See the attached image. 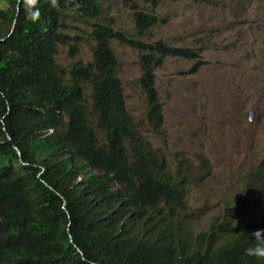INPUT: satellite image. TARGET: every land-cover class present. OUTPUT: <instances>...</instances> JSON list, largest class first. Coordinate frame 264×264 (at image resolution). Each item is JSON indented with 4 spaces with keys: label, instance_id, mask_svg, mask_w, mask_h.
Here are the masks:
<instances>
[{
    "label": "trees",
    "instance_id": "obj_1",
    "mask_svg": "<svg viewBox=\"0 0 264 264\" xmlns=\"http://www.w3.org/2000/svg\"><path fill=\"white\" fill-rule=\"evenodd\" d=\"M6 1L9 8L0 9V264H264L244 254L258 243L252 232L264 229V218L232 229L225 217L224 231L214 226L195 234L186 211L187 175L176 177L133 128L112 42L146 52L139 84L155 130L164 123L156 69L167 57L199 59V51L143 41L160 20L139 6L135 39L113 17L97 20L111 0ZM73 19L96 21L93 59L60 71L57 56L72 42ZM91 83L90 107L85 85Z\"/></svg>",
    "mask_w": 264,
    "mask_h": 264
},
{
    "label": "rangeland",
    "instance_id": "obj_2",
    "mask_svg": "<svg viewBox=\"0 0 264 264\" xmlns=\"http://www.w3.org/2000/svg\"><path fill=\"white\" fill-rule=\"evenodd\" d=\"M155 1L111 0L97 19L113 17L117 28L138 39L134 12L139 6L138 11L160 20L143 41L200 54L199 59L167 57L156 69L164 123L155 130L148 123L149 108L139 84L146 52L112 42L133 128L169 169L176 174L182 167L188 174L187 202L195 234L208 229L228 206L234 208L235 223L246 225L264 215V180L252 185V174L264 165V0ZM7 8V1L0 0V9ZM69 22L67 34L73 39L59 49L60 71H68L77 60L93 59L91 30L96 21ZM198 60L199 70L190 73ZM85 90L91 107L92 83ZM94 127L105 138L96 121Z\"/></svg>",
    "mask_w": 264,
    "mask_h": 264
},
{
    "label": "clouds",
    "instance_id": "obj_3",
    "mask_svg": "<svg viewBox=\"0 0 264 264\" xmlns=\"http://www.w3.org/2000/svg\"><path fill=\"white\" fill-rule=\"evenodd\" d=\"M53 3H55V0H53ZM181 169H183V168L182 167H178L177 172L178 171L182 172ZM169 170L171 172H173L171 169H169ZM174 175L176 176L175 173H174ZM185 175H187V181L185 182V189H186V183L188 182V174H185ZM252 177H254V182H253L252 185H256V184L262 185L263 180H264V165L259 169V171H255L252 174ZM186 192H187V190H186ZM185 202H186V208H187L186 211L189 212L188 218L191 220L192 219V212H191V210L189 208V205H188V202H187V194H186V197H185ZM232 210H234V208L228 206L226 208V212H224V213L220 212L218 214V216H215V218L213 219V221H212V223H211V225H210V227L208 229H203L201 231L209 230V229H211L214 226L218 227V228H221V227L223 228L222 222H223L225 217H227L229 219V221L232 222V225H231L232 229L237 228V227L241 228L242 226H247L248 224H251V223L256 222V221H260V220H262L264 218V215H262L259 219L251 221L250 223H248L246 225L243 222H241V221L235 223V221L232 219V216H231L232 215V212H231ZM224 230L225 229L223 228V231ZM252 236H253V238L255 240L258 241V243H256L253 246L245 248L244 254L249 256V257L264 258V229L256 230V231L252 232Z\"/></svg>",
    "mask_w": 264,
    "mask_h": 264
}]
</instances>
